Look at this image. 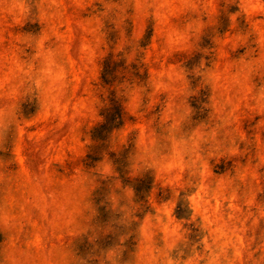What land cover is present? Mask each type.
Instances as JSON below:
<instances>
[{
  "label": "clouds",
  "instance_id": "obj_1",
  "mask_svg": "<svg viewBox=\"0 0 264 264\" xmlns=\"http://www.w3.org/2000/svg\"><path fill=\"white\" fill-rule=\"evenodd\" d=\"M0 264H264V0H0Z\"/></svg>",
  "mask_w": 264,
  "mask_h": 264
}]
</instances>
